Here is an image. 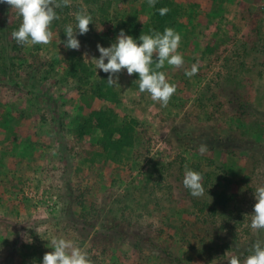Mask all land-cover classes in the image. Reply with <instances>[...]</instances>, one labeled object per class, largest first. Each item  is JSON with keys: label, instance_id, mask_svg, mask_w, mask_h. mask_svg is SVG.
I'll list each match as a JSON object with an SVG mask.
<instances>
[{"label": "rangeland", "instance_id": "rangeland-1", "mask_svg": "<svg viewBox=\"0 0 264 264\" xmlns=\"http://www.w3.org/2000/svg\"><path fill=\"white\" fill-rule=\"evenodd\" d=\"M174 1L180 13L168 25L181 36L184 65L161 69L176 85L167 107L140 93L126 69L117 74L118 102L92 94L90 82L107 74L90 62L100 57L97 44L110 47L124 23L150 24L154 7L147 0H71L56 9L51 42L34 46L13 39L21 18L0 3V64H14L0 69V264H42L52 238L74 241L93 264H164L150 243L119 238L118 222L123 233L139 231L167 243L184 264H226L225 239L236 235L243 245L257 232L250 225L254 192L264 186L263 165L254 166L250 150L230 154L208 147L201 154L185 138L232 134L264 141L256 126L264 120V0ZM80 11L92 16L90 30L77 35L80 50L66 49L65 26L75 28ZM69 57L85 60L90 82L72 77ZM193 64L199 70L189 78L185 70ZM242 102L246 111L238 109ZM100 107L114 109L118 125L125 117L137 119L142 132L118 166L90 155V145L100 150V133L77 137V127ZM154 165L162 168V179ZM186 165L202 175L203 196L184 187ZM69 187L79 201L71 218L63 216ZM221 195L226 204H216ZM103 229L116 236L113 248L100 245L96 231Z\"/></svg>", "mask_w": 264, "mask_h": 264}, {"label": "clouds", "instance_id": "clouds-1", "mask_svg": "<svg viewBox=\"0 0 264 264\" xmlns=\"http://www.w3.org/2000/svg\"><path fill=\"white\" fill-rule=\"evenodd\" d=\"M147 2L150 7H155L157 0H147ZM0 3L9 5L21 18L18 30L11 33L13 39L21 46H34L47 45L51 42L54 35L51 24L59 19L56 9L70 6L71 0H0ZM169 11L167 7L158 9L162 16ZM92 19L87 11L75 13L77 22L75 28L72 24H68L64 29L67 40L62 43L66 49L80 50L81 44L77 35H85L89 32ZM180 43V34L171 27L165 28L163 33L158 31H153L152 34L142 33L139 42L121 30L110 47L105 48L97 44L100 57L99 59L92 57L90 62L98 70L109 74L107 80L109 86L120 87L117 74L125 69L129 76L138 74L139 79L135 83L139 92L148 93L154 102L167 107L176 92V85L168 81L166 73L161 69L166 63L174 68L183 67L184 58L178 51ZM85 60L89 61L87 53ZM198 70V64H193L190 70H185V75L191 78ZM199 151L201 154L206 153L207 144L202 143ZM202 180L203 177L199 172L185 166L183 185L190 190L193 197L203 196ZM254 195L256 203L250 226L253 230H264V186L257 187ZM48 247L52 251L44 254L42 264H93L87 252L72 240L52 238ZM228 264H264V242L258 240L253 245L251 254L243 261L238 256L232 255Z\"/></svg>", "mask_w": 264, "mask_h": 264}, {"label": "trees", "instance_id": "trees-1", "mask_svg": "<svg viewBox=\"0 0 264 264\" xmlns=\"http://www.w3.org/2000/svg\"><path fill=\"white\" fill-rule=\"evenodd\" d=\"M167 7L170 11L166 15H160L158 9ZM4 12V11H3ZM180 13V8L176 5L174 0H157L156 5L154 7V14L152 16L150 24L144 26L143 28L139 27L135 21H131V23H124L122 30H126L130 36H132L137 42H139V37L141 34H152L153 31H158L163 33L165 28H168V22L177 17ZM4 21L3 25L9 24L10 22L8 17V12H4ZM14 64L9 63L0 64V69H8L12 67ZM67 65L70 68V73L72 77L78 79L80 82H90L91 79V71L88 67L87 63L83 58L75 59L73 57H69L67 60ZM4 66V67H3ZM137 79H139L138 74H134ZM108 74H103L101 79L90 82L93 85V97L98 98L102 101H110L111 103L118 102V93L115 91L113 86H109L107 83ZM47 96V95H45ZM47 100H53L51 97H45ZM246 104L244 102L240 103L238 109L244 110L243 107ZM246 111V110H244ZM241 115V114H240ZM119 122V114L112 108L108 107H100L93 108L92 111L87 115L85 121L77 127V137L79 140H83L84 138L92 136L94 133H100L101 137L99 139L100 150L97 151L93 149L94 145H90V155H97L99 157L106 156L109 163H114L117 166L122 162L123 153L126 148H134L138 141H141V130L138 129L139 123L137 119L125 117L122 120V124L118 125ZM258 132L264 136V120L260 123H256ZM185 142L188 146H195L199 148V146L204 143L207 144L211 150L222 149L224 148L230 154H237L239 149L250 150L253 155H251V159L254 163V166L257 164H262L264 167V141H248L245 139L239 140L238 138H233L232 134H229L227 137H218V136H201L192 138L187 136L185 138ZM97 151V152H96ZM154 170L157 173H160V178L162 179V168L154 165ZM153 174L150 173L149 180H153ZM206 177H210L206 175ZM243 181H249L250 175H245L242 178ZM229 181V179L227 180ZM70 193H68L67 203L63 207V216H70L73 211L74 206L79 202L74 192L71 188H68ZM227 199L225 195L218 196L216 199V204H226ZM81 203V202H80ZM81 206L86 208V204L82 201ZM208 205L206 203L203 204V209L207 208ZM215 207L213 208V212L215 213ZM87 226H90L89 221H84ZM105 226V225H104ZM115 229L120 233V237L123 240H129L131 238L136 237V239H140L143 242L150 243V247L156 251V253L160 256L164 264H184V262L178 257L174 255L170 246L167 243H156L153 240H147L146 235L139 231H132L123 233V226L120 222L116 223ZM123 228V229H122ZM105 230L96 231V237H98V241L104 250L107 247H114L116 244L114 242L117 241L115 235L105 233ZM264 242V230H257L254 234H252L249 240L241 245L236 235H232L230 238L225 239V251H229V256H225L226 264L232 255L238 256L241 261L244 260L249 254H251L253 245L257 241ZM137 246V244H136ZM26 249L30 248V245L27 244L25 246ZM27 255V254H26Z\"/></svg>", "mask_w": 264, "mask_h": 264}]
</instances>
